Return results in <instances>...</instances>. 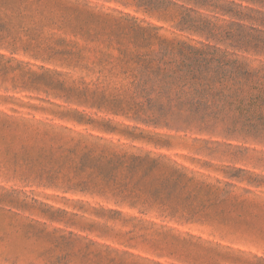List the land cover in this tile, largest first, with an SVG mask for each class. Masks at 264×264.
I'll return each instance as SVG.
<instances>
[{"label": "rangeland", "instance_id": "374dc122", "mask_svg": "<svg viewBox=\"0 0 264 264\" xmlns=\"http://www.w3.org/2000/svg\"><path fill=\"white\" fill-rule=\"evenodd\" d=\"M262 1L0 0V264H264Z\"/></svg>", "mask_w": 264, "mask_h": 264}, {"label": "trees", "instance_id": "16d2710c", "mask_svg": "<svg viewBox=\"0 0 264 264\" xmlns=\"http://www.w3.org/2000/svg\"><path fill=\"white\" fill-rule=\"evenodd\" d=\"M248 1H253V2H254V1H259V0H248ZM262 2L264 3V0H263ZM249 75H250V74H249Z\"/></svg>", "mask_w": 264, "mask_h": 264}]
</instances>
